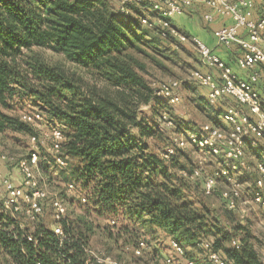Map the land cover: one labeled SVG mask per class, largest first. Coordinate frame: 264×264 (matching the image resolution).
Here are the masks:
<instances>
[{
    "label": "trees",
    "instance_id": "obj_1",
    "mask_svg": "<svg viewBox=\"0 0 264 264\" xmlns=\"http://www.w3.org/2000/svg\"><path fill=\"white\" fill-rule=\"evenodd\" d=\"M133 6L143 9L140 15L122 13L115 8V0H0V131L41 135L21 116L9 112L16 98L37 100L43 106L38 111L48 121L58 120L68 129L62 151L75 159L70 173L77 190L100 214L123 208L130 219L147 217L155 228L180 241L196 245L202 235L212 236L215 249L232 262L261 264L250 229L237 223L230 210L226 219L232 226L222 229L211 208L188 197L183 187L173 186L177 178L162 159L164 155L150 150L147 140L159 135V123L150 109V115L138 110L136 102L151 100L154 110L162 106L129 51L148 36L146 29H158L161 39L180 41L142 23L144 14L154 15L144 11L150 5ZM36 48L64 53L87 69L91 80L48 62ZM199 100L215 109L207 123L223 128L217 121L225 104H211L201 95ZM163 114L172 119L174 129L173 117L166 111ZM41 157L40 152V161ZM164 193L170 201L162 198ZM52 207L55 212L53 200ZM37 217L6 207L5 196L0 195V251L14 264H94L95 256L82 259L81 244L89 245L90 222L67 215L48 224ZM58 224L64 239L55 233ZM238 234H242L239 249L231 245Z\"/></svg>",
    "mask_w": 264,
    "mask_h": 264
},
{
    "label": "rangeland",
    "instance_id": "obj_2",
    "mask_svg": "<svg viewBox=\"0 0 264 264\" xmlns=\"http://www.w3.org/2000/svg\"><path fill=\"white\" fill-rule=\"evenodd\" d=\"M117 7H119V1L115 0V8ZM142 10L143 9L140 7L132 6L130 8V13L140 15ZM144 11L148 13L150 12L147 8H145ZM151 16L154 17L153 14H151ZM198 17L201 20L200 22H202L203 19L201 18V15H198ZM202 24H204V21ZM146 31L148 36L143 40L137 41L135 47L131 48L129 51L136 60L138 68H141V72L154 87L173 79L181 81L180 91L183 99L180 103L169 104L159 97L160 100L158 99L157 102L162 108L160 110L150 108L152 113L156 116L154 119L159 123L160 130L157 137L149 138L147 142L151 151L157 152L162 156L168 143L175 144L172 142V134L180 136L184 133L182 131L193 128L199 129L201 125L211 122L210 117L215 114V109L207 102L200 101L199 95H186L187 93L194 94L202 92L200 89L202 86L194 82L191 78V72L201 66L200 54L192 40L181 41L178 38L180 43H177L170 38H168L169 40L161 39L158 29H146ZM36 50L39 51L48 62L62 64L71 71L84 75L87 79L91 80L89 71L70 61L64 53L55 52L49 48H36ZM195 97H198V101L195 100ZM205 99L207 101V98ZM42 107L43 106L37 100H34L29 96H24L22 99H15L13 109L9 110V112L21 116L23 112H32L42 109ZM142 111L145 114L150 115L149 111L146 112L143 109ZM165 111L173 117L176 124L174 129L168 128L165 125L162 116V113ZM48 122L49 124H60L63 131L65 130L67 133L68 129L65 128L60 121L56 120ZM217 124L225 129H229V123L226 122L222 116L218 117ZM31 133L32 132L28 131H0V147L8 156L6 161L0 158V168L6 177L17 186H24V177L18 167V163L21 159L29 157V152L32 146ZM39 139L41 142L39 147L42 157L35 172L40 181V186L47 189L49 195L47 198L40 201L43 207V212L37 217L38 220L45 221L48 224L55 221V219L57 220L56 213L52 209V200L59 197L66 202L67 209L65 216L69 215L72 218L79 217L90 222L92 228L89 240L90 247L93 250H96L103 249L107 245L108 249L116 257L114 260L123 264H137V262H139V264H157V261L161 257L169 255V253H171L170 256H178L171 246V239L179 241L183 246L184 251L185 247H187L188 250L185 251L184 254L185 258H190L189 253L195 255V252L192 250L197 248V245L201 240L197 241L195 245V243H185L168 235H166L164 239H158V228H155L147 217L130 219L127 217L126 210L124 209V219H120L121 209L123 208L118 209L115 212L100 214L98 209L94 207L88 199L86 201L82 200L85 196L77 190L76 181L72 178L70 173V167L75 164V159L65 153L66 159L70 165L61 168L53 160L54 155L48 149L49 141L46 137L41 135ZM189 146L196 153L200 152L197 147L191 144H189ZM246 148L249 149L253 155H256L257 150H264V144L259 141L257 145L253 146L250 139L247 141ZM187 159H189L188 155L183 148H178L176 154L171 153L169 155L171 167L182 171L187 167L183 163V161ZM257 159H259V156H257ZM191 163L192 161L189 160V164ZM220 163L224 166L222 159ZM239 181H241V185L249 183L248 180L244 179H240ZM217 182L223 185L224 191L231 189L230 181L225 182V180L218 178ZM70 184L75 186L72 190L68 189V185ZM25 190L27 193H30V189L25 188ZM221 195L222 193L214 190L211 195L204 196L202 199L206 206L213 210V214L220 219L222 229H230L232 224L226 219V210L233 212V217L236 222L241 218V211L239 207L235 209L228 208L226 206L228 204L227 200H221ZM253 196L254 194L248 193L247 189H245L244 196L241 197L239 203L243 204L245 197H247L249 202L254 203L255 200H253ZM28 208L29 202L26 199H21L20 209L25 212ZM244 211L250 210L245 208ZM22 216L23 215H18L20 218ZM261 216L264 217V213H262ZM112 219L116 222H111ZM243 219L245 222L240 224L242 227L250 229L248 234L252 236V242L258 252H264V243H262V241H264V223L261 222L260 218L250 219L248 216H243ZM29 223L32 224V222ZM142 229L146 230L143 234L151 236L150 246L146 248V251L148 252L147 258L145 257L144 251L140 255L135 252L139 244L137 238L142 234ZM242 230H239V232ZM160 232L162 231L160 230ZM113 236H117L118 239L113 240ZM210 238L213 239L212 236ZM113 244L116 245L115 248L111 247ZM6 260L8 264H14L4 251H0V264H5ZM201 264H203V262H201Z\"/></svg>",
    "mask_w": 264,
    "mask_h": 264
},
{
    "label": "built area",
    "instance_id": "obj_3",
    "mask_svg": "<svg viewBox=\"0 0 264 264\" xmlns=\"http://www.w3.org/2000/svg\"><path fill=\"white\" fill-rule=\"evenodd\" d=\"M200 1L204 2L210 9L204 13V19L206 22H212L216 13L223 17L230 16L234 20V23L231 25L224 24L219 27L215 31V36L217 44L225 49L229 50L234 46L239 47L240 52L236 57V62L241 69L248 72L247 78L240 76L239 73L233 69L231 64H229L213 47L209 46L201 38L195 35H186L173 23V19L175 17L184 13L185 7L191 3V0H179V3L177 0H119L118 8L122 13H129L130 8L133 5L148 4L150 5V11L154 13V17L149 14H144L141 17L144 25L152 28H159L162 36L164 37H167L170 34L179 38L181 41L192 40L200 54L202 66L209 70H203L200 68L194 69L191 72V78L194 82L208 89V101L213 104L214 98L222 97L219 103L223 102L225 104L222 116L228 123L230 122L226 120V117L232 115V112L229 111L230 108L234 107L237 113L241 115L245 112H251L252 114L246 115L245 119L252 125V128L255 129L256 132H259L260 135L264 137V129L260 127V123L262 122L260 117L264 116V45L261 44V41H264V31L259 29V25H257L251 32L243 31L250 21L243 18L242 14H246L247 9L243 7L242 0H223V3H221L220 0ZM237 4H240V7H237ZM261 19H264V17ZM202 81H209V83L203 84ZM180 87L181 81L173 79L163 82L154 88L155 93L159 97L165 99L169 104H177L180 103L183 98ZM253 105L258 111H253ZM21 119L31 124L41 133V135L46 137L49 141L48 149L51 153H53L56 163L60 161L62 163L58 164L61 167H65L67 165V159L62 151L63 140L65 139L62 126L60 124H49L44 113L38 110L33 112H23L21 114ZM163 119L168 128H172L174 126L172 119L167 114H163ZM189 132H195L197 134L195 142H193L191 137L188 135ZM213 132H219L221 134L219 145H204L202 149L201 145L203 144V141L209 138V134ZM41 135H31L32 146L29 157L21 159L18 163V167L24 177V186L15 185L4 175L2 169L0 168V195L5 196L6 207L18 211L20 210V200L26 199L29 202V208L26 210V213L33 219L36 218L43 210L40 201L47 198L49 195L47 189L40 186V181L38 180L35 172L36 167L40 163L39 144L41 142L39 137ZM182 135H184L183 137L188 141V144L194 145L212 155H215L213 149L217 147L227 148L230 143L228 139L229 129H223L209 123L204 124L197 131H186L182 133ZM240 139L245 147L247 141L250 139L252 144L255 142V145H257L259 142L257 137L252 133H248ZM170 154L171 153L167 148L163 155L169 157ZM0 158L5 161L8 159L7 154L1 147ZM232 160L233 158L229 157L227 164H225L224 161V169L229 173L232 171ZM218 178L227 179L223 176V173H221ZM237 183L239 182L237 181ZM25 188L30 189V193H27ZM72 188H74V185L70 184L69 190H72ZM230 190L231 189L225 190L224 192H228L229 195H231ZM13 193L16 194L14 199L10 195ZM225 199L228 203V198L226 197ZM82 200L86 201V198L83 197ZM253 200H255L254 196ZM232 202L236 203L235 201ZM53 205L57 220L61 221L65 217L67 206L58 197L53 200ZM113 220L114 219H112L111 222H113ZM58 228L60 231H57ZM54 230L55 233L59 234L62 239L65 238L60 224L56 225ZM199 243H201V241ZM171 246L176 251L178 256L165 255L157 261V264H159V262L162 261V258L165 257L167 258V264H180L181 257L183 256L185 258L184 248L179 241L171 239ZM135 252L139 255L142 254L143 251H141L139 244ZM111 264L123 263L113 260ZM233 264L237 263L233 262Z\"/></svg>",
    "mask_w": 264,
    "mask_h": 264
},
{
    "label": "clouds",
    "instance_id": "obj_4",
    "mask_svg": "<svg viewBox=\"0 0 264 264\" xmlns=\"http://www.w3.org/2000/svg\"><path fill=\"white\" fill-rule=\"evenodd\" d=\"M179 3V0H177ZM223 3V0H220ZM243 7L247 9L246 14H242L243 18L249 20L250 23L243 29L244 32H251L257 25L259 29L264 31V0H242ZM237 7H240V4H237ZM261 44L264 45V41H261ZM211 79V78H209ZM203 84H208L209 81H202ZM210 92V88H209ZM200 92L197 93H187L186 95H200ZM222 97H216L213 99V104H218ZM136 107L138 110L143 109L144 111H149L152 107V101L149 100L146 103L144 101H137ZM229 111L232 112V115L226 117V120L229 121V135L228 139L230 143L227 148L217 147L213 149L215 155H212L206 151H201L196 153L188 144V141L183 136H177L172 134V139L175 141V144L168 143V150L170 153L176 154L178 148H183L186 150L188 155L187 160H184L183 163L187 166L184 171L179 169L171 168V162L168 156H163L162 159L170 164V171L174 172L176 180L173 181V186L177 188L183 187L187 190V196L192 199H197L203 202V197L211 195L213 191L222 193L220 199L224 200L226 197L229 202L226 205L228 208H237L239 207L241 211V218L237 220L238 223L243 224L245 221L243 216H248L250 219L260 218L261 222L264 223V217L261 216L264 213V150H257V154L253 155L249 149L241 142V137L252 133L254 134L260 143L264 144V137L260 135L259 132H256L252 128V125L248 123L245 119L246 115H251V112H245L243 115L238 114L236 109L230 108ZM253 111H258L253 105ZM183 114V113H181ZM207 114V113H206ZM262 121L260 127L264 129V116L260 117ZM206 126V125H205ZM188 135L191 137L192 141H196V133L189 132ZM221 140V134L219 132H213L209 134V138L203 141L201 148L203 149L204 145H219ZM234 141V142H232ZM255 142H253V146ZM243 149V151H242ZM259 156V159H257ZM232 157L231 164V173L225 171L224 166L220 163L221 159L225 161V164L228 163V158ZM189 160L192 161L189 164ZM58 163H62L58 161ZM219 170V171H217ZM223 173V176L226 177L231 182V195L228 192H224L223 185L217 182L220 174ZM244 179L248 180V184L241 185L237 183L238 180ZM245 189L248 193L254 194L255 202H249L247 197L244 198V203L240 204L239 201L242 196H244ZM151 191V190H150ZM158 193L160 190H157ZM12 198H15L16 194H10ZM162 198L171 200V197L167 196V193H164ZM235 201L236 203H233ZM247 208L250 211H244ZM200 209H196L199 211ZM62 211V209H61ZM124 209H121L120 219H124ZM115 223L116 221L113 220ZM23 228V225H21ZM57 231H60L58 228ZM146 230H141V235L138 236V242L141 251L145 252V257L147 258L148 252L146 247L150 246L151 236L143 234ZM63 235V234H62ZM238 234L236 238L231 241V245L236 246L238 249L241 246V236ZM166 233L160 232L157 229V238L164 239ZM118 239L117 236H113V240ZM200 240L202 241L197 245L196 249L192 251L195 252V255L189 253L190 258L181 257L180 264H233L227 255L223 251H217L214 249L215 241L206 236H201ZM63 240H61V247L63 246ZM264 243V241H262ZM83 249L82 259L89 260L92 256H95L94 264H111V262L116 259L113 253L108 249L106 245L103 249L93 250L89 245L81 244ZM112 248H115L116 245H111ZM185 247V251H187ZM171 255V253H169ZM261 264H264V252L258 254ZM5 264H8L7 260ZM139 264V262H137ZM159 264H167V258H162V261Z\"/></svg>",
    "mask_w": 264,
    "mask_h": 264
},
{
    "label": "crops",
    "instance_id": "obj_5",
    "mask_svg": "<svg viewBox=\"0 0 264 264\" xmlns=\"http://www.w3.org/2000/svg\"><path fill=\"white\" fill-rule=\"evenodd\" d=\"M210 10L209 7L200 0H191V3L185 7L184 14L178 15L173 19V23L179 27L182 31H185L189 35H195L201 38L209 46L213 47L217 53L223 57L229 64L233 66V69L239 73L240 76L247 78L248 72L241 69L237 62L236 57L239 54V47L234 46L232 49H224V47L217 44L215 31L223 26L224 24L231 25L234 20L230 16H221L220 14H215V18L212 22L208 23L204 19V13ZM198 15L204 21V24L200 22ZM228 50V51H227ZM202 66V64H201ZM199 66L203 70H209L204 66ZM260 68V67H258ZM264 74V69H263ZM201 96L207 97L208 89L204 86L201 88Z\"/></svg>",
    "mask_w": 264,
    "mask_h": 264
}]
</instances>
